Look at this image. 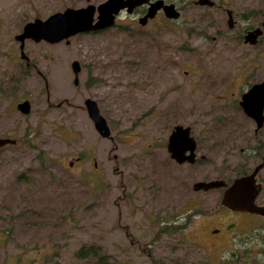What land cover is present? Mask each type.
<instances>
[{"label": "rangeland", "instance_id": "obj_1", "mask_svg": "<svg viewBox=\"0 0 264 264\" xmlns=\"http://www.w3.org/2000/svg\"><path fill=\"white\" fill-rule=\"evenodd\" d=\"M99 1L0 0V136L19 142L0 146V264H92L75 255L90 243L113 264H264V232L236 247L252 220L225 229L221 221L235 219L219 206L220 190L190 187L264 159V128L252 133L235 86L239 70L264 76V44L234 39L260 20L264 0H214L237 14L232 30L220 8L189 0L175 21L159 11L139 25L138 11H120L114 25L68 42L27 38L28 65L19 57L13 35L25 21ZM72 59L81 66L76 85ZM85 97L111 137L96 132ZM21 98L27 113L15 108ZM175 123L196 140L193 163L168 156ZM258 174L264 179V166Z\"/></svg>", "mask_w": 264, "mask_h": 264}, {"label": "water", "instance_id": "obj_2", "mask_svg": "<svg viewBox=\"0 0 264 264\" xmlns=\"http://www.w3.org/2000/svg\"><path fill=\"white\" fill-rule=\"evenodd\" d=\"M195 4L211 6L213 0H193ZM144 4L145 10L137 16V22L144 24L147 19L152 18L157 10H161L166 18H178L179 10L171 1L164 0H101L96 4L86 3L81 6H65L61 10L53 11L45 17H33L25 21L20 30L13 35L18 41L19 57L28 61V56L23 50L25 39L33 41L44 40L49 43L64 40L68 42V37L76 33L96 31L112 26L115 17L124 11L130 13L138 5ZM226 24L232 25L231 10L226 9ZM264 25V13L261 19ZM260 29L248 30L244 35V41L253 42ZM72 83L78 82V71L80 65L78 60L72 59L69 63ZM86 112L93 127L101 137H111L110 128L105 117L100 113L97 103L93 98L86 97L83 100ZM239 105L243 112L254 119L256 127L262 124L264 115V79L252 84L247 90L241 93ZM21 113L29 111V101L27 98L17 101L15 104ZM14 139L10 137H0V145L12 143ZM166 150L169 157L175 162H193L195 153V139L190 134V127L176 123L170 129L166 140ZM261 166V162L256 164L249 172L233 177L229 182L223 178L196 179L191 183L192 190H209L223 187L219 204L229 209H239L249 212L264 214V204L258 205L254 198L260 189V183L256 181V172Z\"/></svg>", "mask_w": 264, "mask_h": 264}, {"label": "flooded vegetation", "instance_id": "obj_3", "mask_svg": "<svg viewBox=\"0 0 264 264\" xmlns=\"http://www.w3.org/2000/svg\"><path fill=\"white\" fill-rule=\"evenodd\" d=\"M164 1H166V0H164ZM220 2H222L223 0H219ZM172 2V1H171ZM174 3V2H173ZM192 3H194L193 2V0H192ZM175 4V6H176V8L179 10L180 8L177 6V4L176 3H174ZM195 4V3H194ZM197 5H199V4H197ZM145 6L146 5H144V4H141V5H138V6H136V7H134L133 9H132V11L131 12H136V11H138V15H141L143 12H144V10H145ZM202 6H206V7H217V8H220L222 11H223V13H224V16H225V26H226V28L228 29V30H232V29H234V27L237 25V19H238V17H237V14L230 8V7H226V6H223L221 3H215V1L213 0V3H212V5L211 6H208V5H202ZM226 9H230L231 10V15H232V25L229 27V26H227V24H226V12H225V10ZM159 11H161L160 9L159 10H157L156 11V13L154 14V16H156V14L159 12ZM130 12V13H131ZM179 12H180V10H179ZM161 13H162V11H161ZM263 13H264V4H263V10H261V11H259V15H261V18H260V20L258 21V22H256L255 24H245V25H243L242 27H241V30L240 31H238V33L234 36V39L235 40H239V41H241V43L245 46V47H247V48H250V49H255V48H258L259 46H261V44H264V25H261V19H262V16H263ZM137 15V16H138ZM162 15H163V13H162ZM153 16V17H154ZM164 16V15H163ZM180 16V15H179ZM152 17V18H153ZM165 17V16H164ZM250 16L248 15V14H246V15H244L242 18H241V20L242 21H247L248 20V18H249ZM152 18H149V19H147V21L148 20H150V19H152ZM166 18V17H165ZM179 18V17H178ZM178 18H175V19H172V18H167V20L168 21H175V20H177ZM137 19V18H136ZM137 21V20H136ZM137 24H139L138 22H137ZM145 24V23H144ZM139 25H143V24H139ZM259 28L260 29V32L255 36V39H254V41L253 42H249V41H244V35H245V33L248 31V30H252V29H254V28ZM108 28V27H107ZM105 29V28H104ZM103 29H100V30H96V31H89V32H98V31H102ZM220 34H221V32H219ZM211 38H213L214 36H210ZM226 37V36H225ZM262 47V49H263V53H262V56H263V58H264V46H261ZM27 65H28V61L27 62H25ZM27 65H25L26 67H27ZM80 65V64H79ZM81 67V66H80ZM80 70V69H79ZM79 72V71H78ZM237 75H240V78L238 79V82H236L235 83V86H237V88H238V97H237V99H236V105H237V107H238V109H239V111L242 113V115L244 116V117H246L247 119H249L251 122H252V124H253V128H252V133L254 134V133H258V131H260L261 129H263L264 128V119H263V121H262V124L259 126V127H256V125H255V121H254V119L253 118H251V117H249V116H247L244 112H243V110H242V108L240 107V105H239V100H240V96H241V93L242 92H244L245 90H247L252 84H254V83H257V82H260L261 80H263L264 79V76L263 77H260V78H258V79H254V80H250V78H251V76L253 75V72H252V70L251 69H244V70H239V71H237ZM78 83V82H77ZM44 85H45V87H46V81L44 82ZM76 85V84H75ZM86 98V97H85ZM91 98V97H90ZM23 98H21L20 100H22ZM84 100V99H83ZM17 101H19V100H17ZM17 101L15 102V104L17 103ZM82 103H83V101H82ZM83 106H84V103H83ZM16 108V107H15ZM84 108H85V106H84ZM99 109V108H98ZM86 110V109H85ZM87 113V112H86ZM101 113V112H100ZM262 113H263V115H264V107H263V109H262ZM90 119V118H89ZM176 124V123H175ZM181 124V123H180ZM174 125V124H173ZM172 125V126H173ZM182 125H184V124H182ZM172 126H171V128H172ZM170 128V129H171ZM169 132H170V130H169ZM169 132L167 133V135H166V139H165V144H166V140H167V136H168V134H169ZM190 134L192 135V133H191V130H190ZM193 136V135H192ZM0 137H9V136H0ZM10 138H12V139H14V141L12 142V143H5V144H18L19 142H18V140L14 137H10ZM193 138H194V136H193ZM195 139V138H194ZM4 145V144H3ZM0 146H2V145H0ZM165 146V149H166V145H164ZM195 149H196V140H195ZM195 149H194V153H195V157H194V160H193V162L196 160V152H195ZM167 151V150H166ZM168 153V152H167ZM169 156V155H168ZM203 155H200L199 156V158L200 157H202ZM169 158H171V157H169ZM79 159V157L78 156H76V158H75V160H78ZM172 159V158H171ZM173 160V159H172ZM174 161V160H173ZM175 162V161H174ZM183 162H187V163H193V162H188V161H183ZM183 162H180V163H177V162H175V163H177V164H182ZM261 162V166L259 167V169L257 170V172H256V174H255V176H256V181L257 182H259L260 183V189L258 190V192H257V194H256V196H255V198H254V202L256 203V204H258V205H262V204H264V194H261V192H262V189H263V185H264V179H262L260 176H259V174H258V172H259V170L260 169H262L263 168V166H264V159L263 160H260L259 162H256L255 164H253V166L250 168V169H248V170H246V171H242L241 173H239V174H237V175H235V176H233V177H236V176H238V175H241V174H245V173H247V172H249L256 164H258V163H260ZM69 164H71V161H69ZM20 176V175H19ZM18 176V177H19ZM232 177V178H233ZM216 178H221V177H216ZM231 178V179H232ZM210 179V178H209ZM224 179V178H223ZM231 179H225L227 182H229ZM192 183V182H191ZM190 187H191V184H190ZM213 189H218V190H220L219 191V197H220V194H221V191H222V189H223V187H218V188H212V189H209V190H213ZM193 191H202V190H193ZM205 191H207V190H205ZM219 197H218V204H219ZM219 206L220 207H222V208H225V210H227L232 216H233V218L235 219V221H221V223H223V227L225 228V229H230V224L232 225V224H235V225H240V223L242 222V221H246V220H252V223L251 224H249V230L250 229H252V232H249V231H247V233L243 236L241 233L239 234V235H237V238H236V247H238L239 248V246H240V244L242 245L243 243H244V241H248L249 240V238H252V237H254V236H261V234L264 232V214H262V213H257V212H249V211H244V210H239V209H229V208H227L226 206H223V205H220L219 204ZM255 222H257L256 224H254ZM252 227V228H251ZM219 230H221L220 229V226L219 227H211L210 229H209V232L211 233V234H216V233H218V231ZM263 237H264V235H263ZM262 238V237H261ZM238 248H236V249H238Z\"/></svg>", "mask_w": 264, "mask_h": 264}, {"label": "trees", "instance_id": "obj_4", "mask_svg": "<svg viewBox=\"0 0 264 264\" xmlns=\"http://www.w3.org/2000/svg\"><path fill=\"white\" fill-rule=\"evenodd\" d=\"M169 1L176 3L178 7L182 6L183 4H187L189 2V0H169ZM249 16H252V15L250 14ZM164 227H167V225L165 224ZM160 228H162V226ZM167 230L168 229H165V231ZM243 251L245 252L246 250H243ZM75 255L79 258H87L89 261L92 262V264H113V262L109 260V255L105 251L102 250L99 244H96V243H90L87 245L80 246L75 251Z\"/></svg>", "mask_w": 264, "mask_h": 264}]
</instances>
